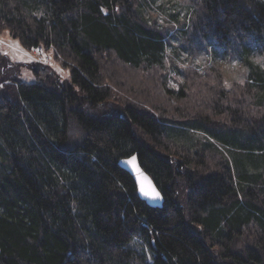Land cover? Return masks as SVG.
<instances>
[{
	"label": "trees",
	"instance_id": "1",
	"mask_svg": "<svg viewBox=\"0 0 264 264\" xmlns=\"http://www.w3.org/2000/svg\"><path fill=\"white\" fill-rule=\"evenodd\" d=\"M153 3L0 0V33L70 72L28 83L0 53V264H264V0ZM134 154L162 208L118 166Z\"/></svg>",
	"mask_w": 264,
	"mask_h": 264
},
{
	"label": "rangeland",
	"instance_id": "2",
	"mask_svg": "<svg viewBox=\"0 0 264 264\" xmlns=\"http://www.w3.org/2000/svg\"><path fill=\"white\" fill-rule=\"evenodd\" d=\"M149 1L151 2V0ZM187 4L188 0H154V3L152 4V13L159 14V17H161L162 20L164 18H168V13L177 14L178 12V14L181 16L180 18L182 19L186 11L185 6ZM41 51L42 57L44 56L45 58H49L46 60L48 63H46L44 58L37 56L38 54L35 55L33 51H27L18 39H15L10 35L9 31H2L0 33V53L7 55L13 62L19 64L21 69L20 77L23 81L28 83L35 82V75L31 70V65H34L35 63H37V65H41L42 63L49 65L54 69V71L61 75L62 78L70 77L69 70L54 58L52 50L50 52H46L45 49H42ZM171 51L172 48H169V52ZM195 60L198 64L204 65L206 62V54L204 52L197 53L195 55ZM253 60L264 68V54H255L253 56ZM176 61L179 66L185 67L188 61L187 54H183ZM213 64L221 71L228 85L233 81L242 80L241 77L243 75V68L239 60L225 57L215 60ZM175 79L176 78L174 77L170 79V86L173 88H178L179 84L182 83L184 79ZM80 134L81 132L77 128L72 130V136L75 139L74 142H78L80 140ZM131 246L137 255L150 262V256L148 255L146 247L141 241L136 240L131 244Z\"/></svg>",
	"mask_w": 264,
	"mask_h": 264
},
{
	"label": "water",
	"instance_id": "3",
	"mask_svg": "<svg viewBox=\"0 0 264 264\" xmlns=\"http://www.w3.org/2000/svg\"><path fill=\"white\" fill-rule=\"evenodd\" d=\"M118 166L135 181L139 197L152 208H162L164 196L151 177L141 167L137 154L118 161Z\"/></svg>",
	"mask_w": 264,
	"mask_h": 264
},
{
	"label": "built area",
	"instance_id": "4",
	"mask_svg": "<svg viewBox=\"0 0 264 264\" xmlns=\"http://www.w3.org/2000/svg\"><path fill=\"white\" fill-rule=\"evenodd\" d=\"M41 50L42 48L39 47L38 49H35V53L38 55H41V52H42Z\"/></svg>",
	"mask_w": 264,
	"mask_h": 264
}]
</instances>
